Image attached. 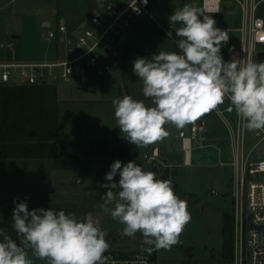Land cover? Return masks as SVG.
Returning <instances> with one entry per match:
<instances>
[{
    "label": "rangeland",
    "instance_id": "rangeland-1",
    "mask_svg": "<svg viewBox=\"0 0 264 264\" xmlns=\"http://www.w3.org/2000/svg\"><path fill=\"white\" fill-rule=\"evenodd\" d=\"M106 0H0V61L43 62L57 61L64 58L58 51V39L46 40L50 27L43 26V20L52 23L51 28L56 29L61 18L68 20V34L78 28L82 22L80 17L84 12L83 21L89 24L88 15L92 7H98L105 13L103 4ZM124 2L126 0H115ZM152 14L159 20L166 22L175 10L185 4H192L202 9V0H151ZM204 13V12H203ZM212 16L217 27L235 28L240 24L239 11L235 14L222 12L219 14H205ZM257 15L264 18V2L260 5ZM80 22V23H79ZM179 27L178 24H176ZM176 38L175 31L172 32ZM14 35H18L17 38ZM231 40L226 45L225 53L229 61L240 64L242 57V44L240 35L234 31ZM2 44L4 45L2 47ZM12 44V47H8ZM258 50L264 51V44L258 45ZM160 51L179 52L171 38L158 28L150 19H141L122 43L119 55H106L104 63L111 68L103 74L92 73V68H87L89 81L84 83L76 75L65 84L52 83L53 78H46L45 84H54L58 91L59 102V134L63 138L77 137H124L115 118L113 100L122 99L131 95L136 100H143L146 106H154L151 98L143 95V82L134 73V60L151 56ZM55 53V57H54ZM253 62L258 63L254 57ZM43 71H56V68H44ZM14 79L21 81L19 75L12 73ZM41 84V83H40ZM227 100L221 105L225 106ZM206 121V136L209 145L206 148L193 145V165L186 167L183 162L182 143L178 137L181 128L172 124L164 127L169 136L156 144L160 147L159 160L153 165H148L144 154L152 151V144L140 147V156L133 158L137 165L145 171L156 173L157 179L170 180L176 194L187 202L191 214V221L187 224L180 236V243L168 250H154L157 264H232L223 256V222L224 215L233 214L232 193L233 168L229 131L214 113V110L203 115ZM190 129V124L182 128ZM260 130L247 129V149L253 147L259 137ZM228 139L220 143L219 138ZM217 147H215V145ZM161 149L165 150L162 154ZM253 159H264V141L256 146ZM95 168L78 174L79 178H69L71 182L80 181V177L87 178L91 175L90 185L87 190L77 196V207L55 208V181L53 175L50 181L41 184L44 190H31V184L26 178L35 179L39 171L33 168H55V159H0V228L13 229L11 218L15 202H27L29 211L34 208H53L56 211L64 210L66 213L75 214L78 220L84 219L88 213L99 222L104 231L109 249L132 251H145L149 245L143 243V237L137 233L135 237L121 235L125 225L114 220L109 212H105L100 205L102 196L107 188L101 184L108 183L106 174L110 165L117 160L103 159ZM128 163L126 159H119ZM94 162V161H93ZM224 162L225 165H221ZM52 171V170H51ZM77 171V170H76ZM79 171V170H78ZM90 172V174H86ZM79 173V172H78ZM39 176V175H38ZM119 181V172L114 178ZM73 188L74 184H72ZM45 188L47 190H45ZM44 193L45 198L34 199L31 194ZM72 200V199H71ZM147 252V251H146ZM29 257L34 264H48L47 260L36 258L31 251Z\"/></svg>",
    "mask_w": 264,
    "mask_h": 264
},
{
    "label": "clouds",
    "instance_id": "clouds-1",
    "mask_svg": "<svg viewBox=\"0 0 264 264\" xmlns=\"http://www.w3.org/2000/svg\"><path fill=\"white\" fill-rule=\"evenodd\" d=\"M147 2V0H145ZM175 28L179 52L160 51L151 60H134V73L143 82V95L154 106L131 95L113 100L121 133L137 147H146L169 136L166 124L184 128L229 100L248 130H264V62H225L221 48L229 39L212 16L185 4L169 17ZM172 35L171 32L168 36ZM119 172V181L115 177ZM108 183L100 207L122 223L121 235L140 233L149 254L180 243L191 221L187 202L170 180L157 179L134 161L117 159L106 174ZM12 227L19 243L0 228V264H34L29 250L48 264H108L109 242L99 222L88 213L75 214L53 208H34L15 202Z\"/></svg>",
    "mask_w": 264,
    "mask_h": 264
},
{
    "label": "built area",
    "instance_id": "built-area-1",
    "mask_svg": "<svg viewBox=\"0 0 264 264\" xmlns=\"http://www.w3.org/2000/svg\"><path fill=\"white\" fill-rule=\"evenodd\" d=\"M264 0H202V11L205 14H219L226 12L240 15V24L236 30L240 34L242 57L240 64L257 58L258 45L264 44V18L257 15L258 9ZM105 13L95 8L88 17L89 24L83 22L71 34L65 22L60 21L56 29H49L46 40L58 39L59 53L64 58L57 61L22 62L16 60L0 61V84H42L46 78H53L51 82L65 84L76 75L84 83L89 81L87 68L92 73L103 74L111 66L104 63L105 56L110 54L115 58L119 55L122 43L130 34L136 23L141 19L153 20L160 30L167 35L174 32L175 25L168 19L163 22L152 14V1L126 0L118 2L106 0L103 4ZM228 32L230 28L219 27ZM175 43L174 34L169 35ZM64 40V50L61 42ZM227 42V43H228ZM176 44V43H175ZM4 45H2L3 47ZM12 47V44H8ZM179 50V49H178ZM180 51V50H179ZM223 60L228 62L221 52ZM44 68H56V71H43ZM19 75L21 81H16L13 74ZM227 100V99H226ZM229 100L225 106H218L214 113L222 120L229 131L233 168L232 193L233 203V256L232 264H264V159H253L256 146L264 141V130L257 132L259 140L247 149V128L245 121L237 117L235 110H230ZM178 137L182 143L183 162L181 165H193V145L206 148V121L199 118L195 124H190L188 131L181 129ZM160 157L159 148L144 154L148 165H153ZM221 165H225L221 162ZM105 255L109 258L108 264H157L153 254L146 251H124L109 249Z\"/></svg>",
    "mask_w": 264,
    "mask_h": 264
},
{
    "label": "trees",
    "instance_id": "trees-1",
    "mask_svg": "<svg viewBox=\"0 0 264 264\" xmlns=\"http://www.w3.org/2000/svg\"><path fill=\"white\" fill-rule=\"evenodd\" d=\"M140 147L124 137L63 138L54 84H0V159H129ZM233 214L224 215L223 256H233ZM19 243L14 229H5ZM31 251V250H29Z\"/></svg>",
    "mask_w": 264,
    "mask_h": 264
},
{
    "label": "crops",
    "instance_id": "crops-1",
    "mask_svg": "<svg viewBox=\"0 0 264 264\" xmlns=\"http://www.w3.org/2000/svg\"><path fill=\"white\" fill-rule=\"evenodd\" d=\"M95 8H98V7L95 6V7H92L90 9L88 17L90 16V13ZM83 17H84V12L82 13V15L80 17V22H82V23L84 22L83 21ZM60 21L65 22L67 27H68V20L67 19L65 20L64 18H61ZM46 22H49V24H50L49 26L51 27L52 23L50 21L46 20V19L43 20V25ZM49 26H44V27H49ZM236 28L237 27L232 28V29L230 28L231 29L230 30V36H231L232 32H234V31L238 32L236 30ZM14 37L17 38L18 35H14ZM222 48H224L223 51H221V52H223L224 58L227 61H229L228 57H226V55L224 53L227 50L226 45L223 44ZM58 51H59V49H58ZM54 57H55V53H54ZM219 140H220V143H222V144L226 143L228 141V139H226L225 137H220ZM155 147L159 148V150H160V147L156 143H153L152 144V148H155ZM215 147H217V145H215ZM161 152L163 154V153H165V150L161 149ZM131 159L133 160V158H129V159H126V160L130 161ZM101 161L103 162L105 160H103V159H66V158L56 159L55 158V168L51 169L52 171L49 170V169H46V167L45 168L44 167H39V168L36 167V168H33V169L35 171H39V174H37V177L35 179L26 178L24 180H26L27 183L29 182L31 184V190L33 192L36 191V190H42L43 191L44 187H45L44 186L45 182L52 180L49 177H47V178L44 177L47 174L45 172L48 171V175L55 176L54 180H52V181H55V184H54L55 185V208H59V207H61V208L77 207L78 204H74L73 202L76 203L77 196H80L81 194H83L87 190L88 186L90 185L91 175L89 176V179H90L89 181H87V178H85V177H80V181H78V182H74V181L72 182L71 181L70 182L69 178H71V176L73 178H75L76 174H77V178H79L78 174H82V173L85 172V171H81L80 168L81 169H86L87 168V170H90V172H91V170L93 168H95V165H97V163L98 164L102 163ZM90 172H87L86 174L88 175V174H90ZM84 175H85V173H84ZM43 183H44V185L41 188V184H43ZM72 184H74L75 188H73ZM45 190H47V189L45 188ZM42 191L39 194H31L30 196L33 197L34 199L43 200L45 198V196H44V193ZM76 191L80 192V195L76 196L75 193H74Z\"/></svg>",
    "mask_w": 264,
    "mask_h": 264
},
{
    "label": "water",
    "instance_id": "water-1",
    "mask_svg": "<svg viewBox=\"0 0 264 264\" xmlns=\"http://www.w3.org/2000/svg\"><path fill=\"white\" fill-rule=\"evenodd\" d=\"M49 25H50L49 22H46V23H44L43 26H49ZM223 49L224 48H221V51H223ZM61 50L62 51L64 50V40H62V42H61ZM257 61H258V63L264 62V51L263 50L257 53Z\"/></svg>",
    "mask_w": 264,
    "mask_h": 264
}]
</instances>
